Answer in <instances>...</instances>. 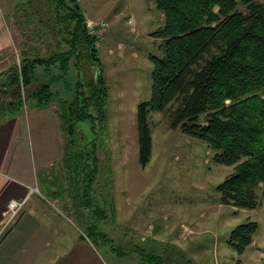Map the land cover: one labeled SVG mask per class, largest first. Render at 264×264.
Listing matches in <instances>:
<instances>
[{
    "label": "trees",
    "instance_id": "16d2710c",
    "mask_svg": "<svg viewBox=\"0 0 264 264\" xmlns=\"http://www.w3.org/2000/svg\"><path fill=\"white\" fill-rule=\"evenodd\" d=\"M155 2L164 21L151 34L158 40L162 55H148L152 64L151 93L149 99L137 105L140 164L146 165L151 157V112L167 114L172 128L205 142L214 163L233 167L216 186L219 202L255 209L264 194V187L262 194L258 193L260 184L264 183V3L259 0ZM41 8L45 14H54L53 25L48 22L50 17L43 19ZM14 11L22 38L21 57L18 66L7 70L8 79L0 84V100L6 99L10 90L14 98L8 102L15 103V108L27 97L40 107L57 101V114L68 135L61 159H66L68 164L53 176L46 170L47 174L40 176V185L45 196L58 198L73 192L77 186L72 181H61V174L68 173L76 181L71 173L98 170L96 138L85 139L76 125L81 121L90 124L96 133L104 130L108 95L105 76L101 70L87 76L81 64L85 57L92 59L89 48L97 36L84 25L81 8L68 0H17ZM51 34L60 39L54 50L50 40L44 41L48 53L42 54L38 41L42 37L51 39ZM84 50H87L85 57ZM71 62L76 69L74 81L67 76ZM21 86L29 88L27 95L20 92ZM68 92L71 95L67 96ZM95 119L99 123L97 130ZM83 139L84 143L77 145ZM88 147L90 151L85 152ZM90 157L96 164L92 169L73 165L87 162ZM91 180L85 185L84 196L75 193L69 196L75 213L80 206L91 204L87 192L92 189ZM95 213L106 214L99 207ZM88 229L92 234L99 233L93 231L94 225H88ZM257 229V221L246 219L230 231L228 245L238 253L244 252ZM133 251L147 264H164L161 253L147 251L142 245H136ZM116 253L129 255L120 249Z\"/></svg>",
    "mask_w": 264,
    "mask_h": 264
},
{
    "label": "rangeland",
    "instance_id": "374dc122",
    "mask_svg": "<svg viewBox=\"0 0 264 264\" xmlns=\"http://www.w3.org/2000/svg\"><path fill=\"white\" fill-rule=\"evenodd\" d=\"M68 1L74 6L79 4L85 18L84 25L90 33L97 36L91 46L97 48L99 62L88 60L85 57L87 50H84L85 58L81 64L87 76L94 75L98 70L105 76L108 85L106 117L103 132H94L86 122L79 121L76 124L85 139L96 138L97 165L92 163V157L87 162L73 165L81 168L86 166L87 169L96 165L98 170L71 173L77 178L76 181L71 180L68 173L61 174V181L76 183L78 193L74 190L58 198H49L43 193L40 178L47 174L46 170L48 174L53 173L52 176L60 174L62 166L68 164L66 159H61V150L64 152L68 135L65 134L57 114V101L49 104V110L57 114L58 136L56 128L53 127L57 122L50 114L44 118L45 112L42 117H38L36 108L40 106L26 96V106L22 105L20 108L22 111H29L31 131L38 142V151L44 147L50 159L54 150L60 154L59 158L52 159L53 166L45 171L42 168L38 170V192H42L44 198H47L46 201H41L43 205L50 212L58 213L61 225L68 224L66 221H69L75 224L80 233L89 236L101 264H119L115 258L118 256V249L129 252L128 256L138 262V253L133 251L136 245L144 246L147 251L161 253L164 261L170 264L173 261L176 264L184 262L180 257L173 260L178 253L184 255V258L186 255L192 257V253H195L200 262L199 245L208 249L202 264H264V257L260 259L261 255L253 252L254 250L247 247L241 254L227 244L230 231L237 224L251 219L258 222L255 235L264 245V194L254 210L221 204L216 186L232 172L233 167L214 163L212 151L204 141L186 135L178 128H172L167 114L152 111L149 117L152 134L151 157L146 165L140 164L137 105L149 99L151 93L152 64L148 55H162L158 40L151 34L164 21V15L156 8L155 0ZM259 1L264 3V0ZM16 2L17 0H0V35L4 32L9 39V44L7 40L0 49V84L8 79L10 74L7 76V70L14 65L18 66L21 57L22 38L14 16ZM42 10L43 8L41 12L45 15L43 19L46 21L50 17L48 22L53 25L54 14H45ZM62 13L61 10V16ZM130 17L135 20L133 24L128 23ZM21 18L24 19V16L21 15ZM102 23L106 24L104 28ZM63 24L61 22L62 45ZM30 28H33L32 24ZM55 28L60 29L58 25ZM58 39L59 36L53 37L52 34L51 39L42 37L37 47L42 54H47L44 41L50 40L51 50H54ZM72 63L67 76L74 81L76 69ZM28 89L21 86L20 92L27 95ZM69 95L71 94L68 92L67 96ZM98 126L96 120V130ZM85 139L79 141V144L78 141L74 142L80 146ZM84 151H90L89 147ZM89 178L92 179V189L87 192L91 204L80 206L75 213L70 207L69 196L73 193L84 196ZM263 187L264 183H261L259 194H262ZM98 207L104 209V216L95 213ZM61 213L68 220H61ZM88 225H94L93 231H98L103 237L99 233L92 234ZM62 228L69 229L67 226ZM187 230L189 231L186 232ZM47 255L51 258L50 251L44 252V258Z\"/></svg>",
    "mask_w": 264,
    "mask_h": 264
},
{
    "label": "crops",
    "instance_id": "0c3cea01",
    "mask_svg": "<svg viewBox=\"0 0 264 264\" xmlns=\"http://www.w3.org/2000/svg\"><path fill=\"white\" fill-rule=\"evenodd\" d=\"M149 10L151 11V9ZM2 33L4 34V32ZM3 34L0 35V43H2L0 49L4 47L2 45L7 40L9 44L8 37ZM6 97V99L0 100V220L10 199L26 197L27 200L15 224L0 238V264H101L97 251L88 237L80 233L74 223L66 221L68 219L64 218L62 213L59 214L61 220H65L69 225H61L58 213L50 212L48 207L41 202L47 199L41 194L42 192L30 191L32 186L38 185V170L40 168L45 170L53 166V161L55 158H59L60 154L54 150L50 159L44 147L38 151V142L31 131L29 111L26 108L22 111L20 108L26 103L23 102L15 108V103L8 102L10 98H14V94L9 90ZM36 112L38 117H42L43 112H45L44 118H47L48 114L51 115L52 119L57 122L53 127L56 128L58 136V119L55 111L49 110V105H47L37 107ZM54 154L55 156H53ZM62 154L63 150H61V156ZM65 226L69 229L62 228ZM199 246L200 262L196 257L197 254L192 251V257L186 255L184 258V255L178 253L173 257V260L180 257L184 262H178V264H202L208 249L203 245ZM248 248L259 253L260 259L264 257V245L261 244L257 235L254 236ZM181 249L183 250V248ZM49 251L51 258H48V255L47 258H44V252ZM115 258L119 264L145 263L139 257L137 262L128 255ZM163 263L170 264L166 261ZM172 264L176 263L173 261Z\"/></svg>",
    "mask_w": 264,
    "mask_h": 264
},
{
    "label": "built area",
    "instance_id": "2783aa9c",
    "mask_svg": "<svg viewBox=\"0 0 264 264\" xmlns=\"http://www.w3.org/2000/svg\"><path fill=\"white\" fill-rule=\"evenodd\" d=\"M134 18L130 17L128 19L129 24L134 23ZM102 28L106 26L105 23L101 24ZM31 192H38L37 186L34 188L31 187ZM27 198H21V199H10L7 203L6 209L3 211L2 219L0 220V237L5 234L16 222L18 216L23 211L25 204H26ZM182 226L185 228L186 226L182 224ZM187 230L186 232H188Z\"/></svg>",
    "mask_w": 264,
    "mask_h": 264
},
{
    "label": "water",
    "instance_id": "95a60500",
    "mask_svg": "<svg viewBox=\"0 0 264 264\" xmlns=\"http://www.w3.org/2000/svg\"><path fill=\"white\" fill-rule=\"evenodd\" d=\"M72 1H74V0H72ZM75 7H76V8H79V4L76 3V4H75ZM96 52H97V48H96L94 45L91 46V47H90V57L92 58V60H93L94 62H99V57L96 55Z\"/></svg>",
    "mask_w": 264,
    "mask_h": 264
}]
</instances>
